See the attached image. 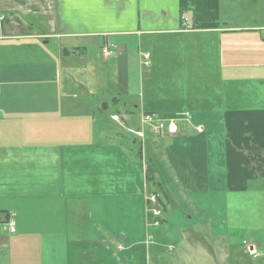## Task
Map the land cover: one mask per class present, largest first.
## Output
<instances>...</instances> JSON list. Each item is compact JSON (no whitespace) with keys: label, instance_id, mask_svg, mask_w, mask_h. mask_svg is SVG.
I'll list each match as a JSON object with an SVG mask.
<instances>
[{"label":"crops","instance_id":"obj_1","mask_svg":"<svg viewBox=\"0 0 264 264\" xmlns=\"http://www.w3.org/2000/svg\"><path fill=\"white\" fill-rule=\"evenodd\" d=\"M250 3L243 23L225 0H0V213L16 225L0 264H220L201 223L163 216L176 195L219 214L264 179V0ZM100 96L134 137L148 114L178 133L104 141Z\"/></svg>","mask_w":264,"mask_h":264},{"label":"rangeland","instance_id":"obj_2","mask_svg":"<svg viewBox=\"0 0 264 264\" xmlns=\"http://www.w3.org/2000/svg\"><path fill=\"white\" fill-rule=\"evenodd\" d=\"M225 1V15L235 17L236 20H242L243 23H248V17L257 14V11H253L255 5L254 3H250V0ZM160 12L163 13L164 10ZM42 43L45 44V42ZM45 46L49 48L50 45L46 44ZM79 95L81 96V94ZM107 98L106 96H100L98 100L94 101L97 106L102 102H107L110 106L109 111L101 112L99 110L101 113H96V109H93L95 112L94 128L97 133L96 137H99L103 133L106 136L104 141L115 139L116 141L124 142L125 140H129V144L133 146L136 137L129 133V125L121 122L119 118V122H116L112 117V120L116 123L111 120V113L115 107ZM135 101L137 102L135 99L130 103L134 104ZM121 107H118L120 112L126 111ZM240 107L242 109L246 107L242 101H240ZM247 135L249 141L254 139L250 131L247 132ZM261 142L264 144V141ZM134 147L136 150L141 149L140 142L134 144ZM182 198L176 195V208H169V205V210L163 217L167 220L174 210H178L179 213L181 212L185 216V219H189L192 216L196 222L201 223L202 229L204 228V231H206L205 239L207 245L214 249V253H217L219 258L221 257L220 264H264V179L262 177L252 179L249 182L246 193L228 194L219 204V207L215 206L219 209V214L201 213L200 217L196 218L193 213H189L188 205L185 204ZM216 215L222 220V225L218 228L221 231V237L210 235L209 227ZM250 244L258 248L259 256L257 258H253L247 253L246 247ZM176 253L177 251H175ZM178 254L179 258L183 259V251H180ZM169 256H172V254H169Z\"/></svg>","mask_w":264,"mask_h":264},{"label":"built area","instance_id":"obj_3","mask_svg":"<svg viewBox=\"0 0 264 264\" xmlns=\"http://www.w3.org/2000/svg\"><path fill=\"white\" fill-rule=\"evenodd\" d=\"M5 17L0 15V26L2 25V22L4 21ZM114 55L113 50L109 46H103L100 51V56L103 59H109ZM145 58H149V54H145ZM149 65V63L147 62ZM184 116L188 117L187 114H184ZM113 119L116 122H119L117 117H113ZM141 130L136 132V136L140 139H144L145 137V131L147 129L151 130L155 135H159L162 132H166L169 135H175L178 133V127L176 124V120L170 119L166 120L164 118H161L159 116L155 115H144L141 120ZM203 129L201 127L198 128V132L201 133ZM150 202L154 205V208L150 210L152 215L156 218H159L161 216L160 210L157 208L158 200L156 196H151L149 198ZM155 225H160L159 220L155 222ZM3 229L9 234H15L16 232V225L14 222V219L11 214L1 212L0 213V229ZM252 247V248H251ZM174 247H170V251H172ZM247 253L252 256L253 258H257L259 256L258 248L252 244L247 245L246 247Z\"/></svg>","mask_w":264,"mask_h":264},{"label":"trees","instance_id":"obj_4","mask_svg":"<svg viewBox=\"0 0 264 264\" xmlns=\"http://www.w3.org/2000/svg\"><path fill=\"white\" fill-rule=\"evenodd\" d=\"M136 135V134H135ZM137 137V136H136ZM137 138H139V137H137ZM140 139V138H139ZM147 176H148V179L151 181V179H152V175H151V171L148 169L147 170ZM159 198V197H158ZM159 203L161 204V205H165V204H163L162 203V201H161V198H159ZM166 207V206H165Z\"/></svg>","mask_w":264,"mask_h":264}]
</instances>
